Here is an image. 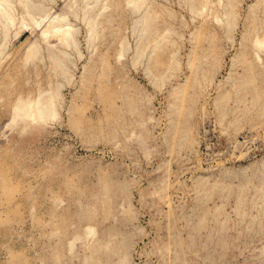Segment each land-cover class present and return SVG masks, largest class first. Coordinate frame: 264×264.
Wrapping results in <instances>:
<instances>
[{"label": "rangeland", "instance_id": "rangeland-1", "mask_svg": "<svg viewBox=\"0 0 264 264\" xmlns=\"http://www.w3.org/2000/svg\"><path fill=\"white\" fill-rule=\"evenodd\" d=\"M10 1L0 264H264V0Z\"/></svg>", "mask_w": 264, "mask_h": 264}, {"label": "bare ground", "instance_id": "bare-ground-1", "mask_svg": "<svg viewBox=\"0 0 264 264\" xmlns=\"http://www.w3.org/2000/svg\"><path fill=\"white\" fill-rule=\"evenodd\" d=\"M27 0H25V1H23L22 3H23V6L25 7V10L27 11L26 13H25V15L26 14H28V12H29V6H33V4H27L28 2H30V1H28V2H26ZM95 1V3H96V1L97 0H94ZM99 1V0H98ZM105 1V0H104ZM9 2H11L10 0H0V14H1V16L2 17H4V19H2V20H4V22L5 23H7V22H9V21H12L13 20V17L10 15V13L9 12H11L12 13V11H10L11 9V7H10V3ZM18 2V1H17ZM19 2H21V1H19ZM32 2V1H31ZM134 2V1H133ZM191 2L193 3L194 1H192L191 0ZM35 3V2H34ZM104 3V2H103ZM136 3V2H135ZM142 3V2H141ZM192 3H191V5H192ZM210 3H212V2H210ZM231 3V2H230ZM230 3H228V4H230ZM13 4V3H12ZM38 4H39V2H38ZM37 4V5H38ZM94 4V3H93ZM205 4H206V1H205ZM36 5V6H37ZM87 5V4H86ZM96 5V4H95ZM140 5V4H139ZM204 5V4H203ZM202 5V6H203ZM226 5V4H225ZM231 5V4H230ZM22 6V5H21ZM31 6V7H32ZM39 6H41L40 4H39ZM90 6V5H89ZM103 7H104V5H102ZM136 6V5H135ZM193 6V5H192ZM201 6V7H202ZM34 7V6H33ZM32 7V8H33ZM38 7V6H37ZM85 7V6H84ZM91 7V6H90ZM94 7V6H93ZM92 7V8H93ZM228 7V6H227ZM230 7V6H229ZM232 7L233 6H231V9H232ZM14 8V7H13ZM36 8V7H35ZM87 8V7H86ZM204 8V7H203ZM42 9V8H41ZM40 9V10H41ZM201 9V8H200ZM24 10V9H23ZM30 10H32V9H30ZM38 11H39V9H37ZM202 10V9H201ZM228 10V9H227ZM230 11V10H229ZM37 12V11H36ZM74 12V11H73ZM89 12V11H88ZM76 13V12H75ZM225 13V15L227 14V12H224ZM24 14V13H23ZM58 14V13H57ZM56 14V15H57ZM86 13H84V15H85ZM100 15L102 14V13H99ZM98 14V15H99ZM75 15V14H74ZM77 15V14H76ZM83 15V16H84ZM90 15V14H89ZM97 14H96V16H98ZM228 15V14H227ZM0 16V17H1ZM28 16H31V14L30 15H28ZM35 16V15H34ZM91 16V15H90ZM93 16V15H92ZM33 17V16H32ZM55 17V16H54ZM57 17V16H56ZM95 17V16H94ZM146 17H149V16H146ZM29 18V17H28ZM145 18V17H144ZM227 18V17H226ZM230 18V17H229ZM32 18H30V20H31ZM41 19V18H40ZM43 19V18H42ZM59 19H60V17H59ZM87 19H88V17H87ZM91 19H92V17H91ZM147 19V18H146ZM149 19V18H148ZM217 19V18H216ZM231 19V18H230ZM33 20V19H32ZM89 20V19H88ZM95 20H97V19H95ZM219 20V19H218ZM1 21V20H0ZM14 21V20H13ZM22 21H23V19H22ZM92 21V20H91ZM138 21H139V19H138ZM146 21H148V20H146ZM150 21V20H149ZM226 21V20H225ZM228 21V20H227ZM3 21H1L0 23H2ZM3 22V23H4ZM26 22V21H25ZM34 23H38L37 22V20H34L33 21ZM141 22V21H140ZM232 22V21H231ZM12 23H14V22H12ZM23 23V22H22ZM94 23H95V21H94ZM98 23V22H97ZM96 23V24H97ZM100 23V22H99ZM52 24V23H51ZM87 24H88V22H87ZM6 25V24H5ZM62 25V24H61ZM60 24H57V23H53L52 25H50V28H48V27H46V28H44V29H42V31H41V34L43 35V38L44 37H47V35H48V33H51V35H55L56 36V39H58L62 44H64V46H65V44H68V42H69V40H70V38L72 39V37H71V31H72V29L70 28V26H61ZM4 26V25H3ZM7 26H10V23H9V25H7ZM89 26V25H88ZM92 26V25H91ZM90 26V27H91ZM147 27V25H144V27ZM5 27V26H4ZM96 27H97V25H96ZM89 28V27H88ZM143 28V27H142ZM149 28H151L150 26H149ZM3 29V28H2ZM1 29V30H2ZM6 29V28H5ZM4 29V30H5ZM92 29V28H91ZM144 29V28H143ZM9 30V29H8ZM89 31H90V29H88ZM142 30V29H141ZM146 31H147V29H145ZM3 31V30H2ZM2 31H1V33H2ZM95 30H93L92 32H94ZM149 31V30H148ZM8 32V31H7ZM142 34H143V32H142ZM146 34V33H145ZM4 35H6V34H3V37H4ZM147 35H148V33H147ZM7 36V35H6ZM90 37H91V35H90ZM92 37H93V34H92ZM3 39H5V38H3ZM163 39V38H162ZM262 39H263V37L259 40V39H257L256 41L259 43V44H263L262 43ZM3 41V40H2ZM255 41V42H256ZM156 42V41H155ZM34 43V42H33ZM59 43V42H58ZM71 43H72V41H71ZM75 43V42H74ZM36 44V43H35ZM61 44V45H62ZM73 44V43H72ZM256 44V43H255ZM259 44H257V45H259ZM1 46V45H0ZM2 46H3V44H2ZM35 46V45H34ZM75 46V45H74ZM257 47V46H256ZM260 47V46H259ZM262 47V46H261ZM37 48V47H36ZM2 49V48H1ZM29 51H28V56H30V55H33V53H35V51L37 50V49H35L34 47H33V45H32V47H30V49H28ZM61 50V49H60ZM38 51H40L39 49H38ZM1 52H2V50H1ZM64 52V51H63ZM36 53H38L37 51H36ZM35 53V54H36ZM67 53V52H66ZM142 53V52H141ZM140 53V54H141ZM34 54V55H35ZM61 54H62V52H61ZM38 55V54H37ZM142 55V54H141ZM36 56V55H35ZM65 56V55H64ZM34 57V56H33ZM66 57H67V55H66ZM56 58V57H55ZM27 59H28V57H27ZM58 59H60V58H57V60ZM62 60V59H61ZM66 61H67V59H66ZM59 63V61H56V62H54V63ZM61 62V61H60ZM53 63V64H54ZM62 63V62H61ZM60 64V63H59ZM63 64H64V62H63ZM64 66V65H63ZM55 69H57L56 67H55ZM66 70H67V68H66ZM60 73H62L61 71H60ZM67 73V72H66ZM63 74H65V73H63ZM68 74V73H67ZM63 76H66V74L65 75H63ZM255 85V84H254ZM252 87V86H251ZM50 88V87H49ZM57 88V87H56ZM254 88H256L255 86H254ZM58 89V88H57ZM255 90V89H254ZM256 91V90H255ZM50 93H48L49 95H47V97L45 98V100H43L42 102L41 101H39V99H41L42 97H40V98H38L37 100H35V102L33 101V104L31 103L32 102V100H30L31 102H29V101H26V100H24V99H18V101H17V103H15V105H14V107H13V113H12V116H11V118H10V120L8 121V122H6V124L5 125H7V126H9V124H13L14 122H17L16 120L19 118V119H21L20 117H30V118H34L35 116L38 118V117H40V119H41V117L43 118V116L46 114V115H54V116H56L54 113H55V108H53V106H54V103H55V100H56V97H57V93H56V90L55 91H53V90H51V91H49ZM254 92V91H253ZM41 93V92H40ZM39 94V93H38ZM40 95V94H39ZM41 96V95H40ZM257 96V95H256ZM37 97H38V95H37ZM58 97H59V95H58ZM57 97V98H58ZM42 99H44V98H42ZM56 105V104H55ZM177 108V107H176ZM175 108V109H176ZM179 108V107H178ZM57 112V111H56ZM11 115V114H10ZM54 116H52V117H54ZM44 117H46V116H44ZM29 118V121L30 120H32V119H30ZM48 118V117H47ZM26 119H28V118H26ZM25 119V120H26ZM39 119V118H38ZM35 120V119H34ZM43 120V119H42ZM45 120V119H44ZM28 121V120H27ZM28 121V122H29ZM15 125V124H14ZM6 127V126H5ZM11 127V126H10ZM9 128V127H8ZM7 128V129H8ZM4 129H6V128H4ZM88 227V226H87ZM90 227V226H89ZM94 228V227H93ZM92 228V229H93ZM91 230V229H90ZM72 243V242H71ZM73 244L74 243H72L71 245L73 246ZM69 246V245H68ZM71 248V247H70Z\"/></svg>", "mask_w": 264, "mask_h": 264}]
</instances>
